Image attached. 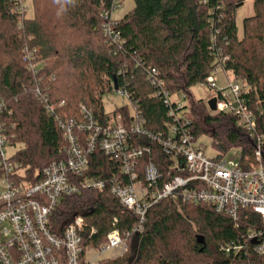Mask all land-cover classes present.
Returning a JSON list of instances; mask_svg holds the SVG:
<instances>
[{
  "label": "trees",
  "instance_id": "obj_1",
  "mask_svg": "<svg viewBox=\"0 0 264 264\" xmlns=\"http://www.w3.org/2000/svg\"><path fill=\"white\" fill-rule=\"evenodd\" d=\"M133 1V9L118 21L124 44L114 53L103 34L102 11L109 0H32L33 17H25L19 1L0 0V102L6 106L0 119L13 137L11 144L22 146L13 158L25 168L31 183L41 179L44 167L64 158L62 133L34 97L39 87L53 105L67 103L62 110L65 116L79 120L83 104L105 121L103 96L113 92L116 79L120 88L128 85L140 103L148 129L164 130L167 111L150 96L153 89L143 71L134 68L137 58L159 71L171 94L188 97L190 131L196 142L202 135L213 138L219 150L216 158L237 149L242 159H253L256 139L231 115L210 114L204 101L195 100L189 90L205 84L218 66L215 62L227 58L225 69L248 88L246 98L255 112L257 133L264 137V0H254L256 12L244 19L242 38L236 13L245 0ZM25 50L39 63L36 75L26 68ZM119 111L129 119L126 108ZM136 142L150 145L152 155L142 160L141 167L155 164L164 184L172 171L171 159L147 139ZM89 169L94 177L120 173L118 161L100 152L90 157ZM77 215L97 229L85 243L94 248L107 241L115 219L123 237L137 224L134 213L110 196V187L100 194L86 191L62 200L52 215V231H63ZM238 221L206 205L163 200L148 212L144 231L130 236L125 255L100 264H243L223 248L261 227V220L244 211ZM250 258L264 264V254Z\"/></svg>",
  "mask_w": 264,
  "mask_h": 264
},
{
  "label": "built area",
  "instance_id": "obj_2",
  "mask_svg": "<svg viewBox=\"0 0 264 264\" xmlns=\"http://www.w3.org/2000/svg\"><path fill=\"white\" fill-rule=\"evenodd\" d=\"M16 1L22 4L21 0ZM122 4L123 0H109L102 11L104 40L114 53L124 44L118 30L119 20L115 18ZM25 58L28 72L38 74L39 63L27 50ZM226 61L224 57L215 62L218 66L205 83L214 90L212 98L216 99L217 110L209 108V112L231 115L239 128L256 139L252 160L242 159L240 151L237 162L226 161L227 156L207 157L191 135L190 108L184 102L188 97L171 94L159 71L145 66L138 58L133 61L134 68L143 71L153 89L150 96L160 100L167 111L161 132L148 129L140 103L128 85L116 91L114 84L113 92L127 103L107 113L105 121L96 118L95 113L83 104L79 107V120L65 116L62 110L67 103L62 101L53 105L39 87L34 97L56 123L65 145L64 158L44 167L41 179L33 184L26 179L25 168L8 156L13 137L8 135L6 123L0 119V173L3 174L0 179V264H100L105 259H117L127 252L130 236L144 231L150 209L163 200L178 205H206L235 222H239L240 213L244 211L259 215L261 227L248 230L241 240L223 248L228 256L232 254L243 264H256L250 257L264 254V137L257 133L255 112L246 98L248 88L242 81L227 75L231 72L225 69ZM220 71L228 78L227 85L221 89L217 87L216 79ZM123 108L129 111V119L119 111ZM5 109V103L0 102V115ZM137 138L157 145L171 159L172 171L168 172L164 184H160L162 176L155 164L149 162L141 167L142 160L151 157L152 149L150 145L138 144ZM98 152L118 161L119 175L106 178L89 174L90 157ZM107 187H110V196L137 218L136 227L124 237L115 219L107 241L100 248L85 246L97 234V229L81 215L73 217L63 231H52V215L62 200L86 191L100 194Z\"/></svg>",
  "mask_w": 264,
  "mask_h": 264
},
{
  "label": "rangeland",
  "instance_id": "obj_3",
  "mask_svg": "<svg viewBox=\"0 0 264 264\" xmlns=\"http://www.w3.org/2000/svg\"><path fill=\"white\" fill-rule=\"evenodd\" d=\"M22 1V8L21 11L26 15L25 17H33V5H32V0H21ZM134 7V1L133 0H123V4L120 10L115 14V18L117 20H122V18L129 13L132 8ZM255 6H253V2L247 1L244 3L243 7L238 9L236 13V21H237V28H238V35L240 38L243 37V24H244V19L250 18L255 14ZM229 77L232 75L227 74ZM217 79V87L219 89L224 88L227 83H228V78L226 77L225 73L219 72L216 76ZM190 94H192L193 98L195 100H202L204 101L205 105L206 103L212 98L214 95V90L209 88L205 84H199L196 85V87L191 88ZM185 104H189L188 98L184 100ZM127 103L126 100L122 99L121 97L117 96L115 92H110L109 94H105L103 96V105H104V110L107 113L113 112L117 108H121L125 106ZM207 108V107H206ZM209 111V108H208ZM210 113V112H209ZM212 114V113H210ZM214 115V114H212ZM191 119V117H190ZM197 146L201 148L202 151L205 152L206 156L213 159L219 155V150L215 147V143L213 138H210L206 135H202L199 137L197 141ZM22 149V146L19 144L17 146H12V148H9L7 150V154L10 157H13L16 155L20 150ZM240 157L239 150L234 149L230 153H228L227 157L225 160H234L235 162L238 161ZM1 185H0V190H1ZM108 257L111 256L110 254L107 255Z\"/></svg>",
  "mask_w": 264,
  "mask_h": 264
},
{
  "label": "water",
  "instance_id": "obj_4",
  "mask_svg": "<svg viewBox=\"0 0 264 264\" xmlns=\"http://www.w3.org/2000/svg\"><path fill=\"white\" fill-rule=\"evenodd\" d=\"M114 83H115V90L117 91L119 89V84L117 83V80L114 79ZM207 106L208 108H210V110L212 111H216L217 107H216V99L212 98L210 101L207 102ZM199 243L203 244L204 243V238H200L199 239Z\"/></svg>",
  "mask_w": 264,
  "mask_h": 264
},
{
  "label": "crops",
  "instance_id": "obj_5",
  "mask_svg": "<svg viewBox=\"0 0 264 264\" xmlns=\"http://www.w3.org/2000/svg\"><path fill=\"white\" fill-rule=\"evenodd\" d=\"M132 9H133V8H132ZM231 75H232V73H231ZM230 78H232V79H233V75H232Z\"/></svg>",
  "mask_w": 264,
  "mask_h": 264
}]
</instances>
